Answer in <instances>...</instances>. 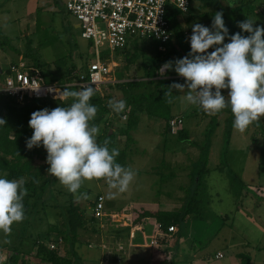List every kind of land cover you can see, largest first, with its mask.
<instances>
[{
	"label": "rangeland",
	"instance_id": "374dc122",
	"mask_svg": "<svg viewBox=\"0 0 264 264\" xmlns=\"http://www.w3.org/2000/svg\"><path fill=\"white\" fill-rule=\"evenodd\" d=\"M228 1L235 0H192L194 13H182L169 5L178 18L176 27L181 36V46L189 48L190 52L192 26L199 23L211 29L215 12L220 10L221 4L227 6ZM243 2L252 12L247 10L249 13L241 14L238 9L237 18L244 21L249 18L255 21L254 27H264V0H240L234 6L238 8ZM79 24V20L68 10L67 0H0V66L5 70L22 55L29 63L40 65L49 81L64 83L69 74L84 71L88 62L96 57L91 40L82 36ZM135 38L138 37L132 39ZM224 43H228L227 37ZM215 47L207 52L211 53ZM128 48L112 51L108 44L101 46L103 58L107 62L115 59L118 66L111 74L114 81L100 88L92 86L95 88L93 99L100 96L103 102L124 100L126 91L115 83L146 73L150 57L156 54L155 45L149 39L139 38L137 47ZM129 50L140 54L132 64L127 63ZM178 83L185 84V78L181 77ZM79 90L75 88L73 91ZM187 91L186 87L184 92L175 90L173 111L185 117L184 124L191 130L194 142L180 139L178 132L176 135L170 129L167 131L164 119L147 114L142 116L138 128L131 132L134 134L132 139L128 141V151L132 152L128 165L134 168L135 177L127 191L119 193L110 189L104 179L86 180L79 192L87 193L92 198L77 200L57 178L50 176L45 195L36 201L28 217L22 222L13 223L9 234L0 232V264H50L39 257L38 247L39 242L50 247L51 236L56 240L52 244H57L60 254L75 256L74 264H92L95 259L99 264V250L89 246L97 238L91 229L77 231L74 247L71 241L64 239L72 203L78 202L80 213L87 218H91L93 200L100 194L108 198L109 206L106 200L105 203L109 210L122 208L125 204L158 203V198L166 199L170 195L173 199L178 197L174 207L180 208L185 195L191 190L188 187L192 180H189L187 173L195 169L194 162L199 158L200 151L199 147H189V144L202 145L212 123L215 126L211 137L209 172L203 177L206 193L202 197V205L206 209V219L196 220L202 226L198 225L200 227L194 230L193 237L185 239V244L183 239L179 242V252L177 256L173 255V259V252L171 255L167 252V236H162V231L156 228L157 236L153 234V238L168 253L162 257V262L166 264H238L241 261L238 254L243 252L251 255L253 264H264V200L255 196L251 189H244L241 193V185L229 175V170H232L249 186H259L261 189L257 190L263 192L264 196V116L243 132L233 128L227 143L229 111L208 115L198 105L187 103L184 98ZM117 123L123 126L122 121ZM99 129L101 133L102 126ZM125 140L126 136H121L118 145L124 147ZM4 175L0 170V177ZM181 183H186L182 186L183 194L174 187ZM166 185L170 187L165 188ZM110 192H116L114 198H109ZM51 226H58L59 229L57 227L55 231L50 229ZM111 227L108 224L102 229L107 231ZM189 227L185 225V235L192 233ZM106 235L103 237H109ZM218 251L223 253V257H217Z\"/></svg>",
	"mask_w": 264,
	"mask_h": 264
},
{
	"label": "clouds",
	"instance_id": "9594fccd",
	"mask_svg": "<svg viewBox=\"0 0 264 264\" xmlns=\"http://www.w3.org/2000/svg\"><path fill=\"white\" fill-rule=\"evenodd\" d=\"M254 24L249 18L238 23L243 32L250 33L247 37L241 33L229 36L222 12L215 13L211 29L194 24L188 55L167 61L157 70L162 78H166L170 70L185 78V84L173 83L167 88L164 95L169 98L168 102H172L174 89L184 92L186 87L187 103L198 105L208 115L230 107L233 128L240 132L259 121L264 116V27H254ZM226 37L229 43H224ZM213 46L217 47L208 53ZM222 89L230 90L227 101ZM94 94L95 88L91 85L79 91L64 89L59 93L60 98H75L69 107L38 110L29 120L34 132L26 141V147L31 150L42 145L46 149L49 175L57 178L77 200L92 198L79 192L86 180L104 179L110 189L123 193L135 177L134 170L116 162L119 150H109L108 139L102 145L97 142L100 129L90 124L98 111L89 103ZM108 107L120 114L126 108V101L109 100ZM5 123L0 119V125ZM24 183L23 178L0 177V232L4 234L11 232L13 223L25 219L23 199L27 189ZM116 192H110L109 198H114Z\"/></svg>",
	"mask_w": 264,
	"mask_h": 264
},
{
	"label": "trees",
	"instance_id": "16d2710c",
	"mask_svg": "<svg viewBox=\"0 0 264 264\" xmlns=\"http://www.w3.org/2000/svg\"><path fill=\"white\" fill-rule=\"evenodd\" d=\"M238 2H240V0L231 2L228 1L227 6L221 4L220 10L217 12L223 13V20L225 22V26L229 29V36L241 33L242 36L247 37L250 33L243 32L238 26V23L243 22L244 19H238L236 12L239 9L242 12L241 14H243L248 11L252 12V9L250 7H246L244 2L238 8L235 7L234 4ZM227 7L230 11H228ZM201 8L202 5L199 6V9ZM189 12L194 13L193 6H191ZM230 12L231 15H229ZM168 19L175 31V39L174 42H172L173 45L171 50L169 52H162L158 49L157 43L151 40V42L155 45L156 54L154 57H150L149 64L145 68L146 73L144 78L141 80L134 79L115 83L118 88L126 91L124 96V101H126L125 110L120 114L114 113L108 107V101L103 102L102 100L104 99H101L100 96L97 99L92 98V101L91 99L89 101L90 104L95 105L98 109L97 115L94 120L90 122V124H95L98 127L102 126V131L97 136L98 144L102 145L103 141L108 139L110 141L108 145L109 150L112 148L119 150V156L115 158L116 162L126 168H130L128 165V141L132 139L131 131L138 128L142 116L147 114L151 117L164 119L167 130H169V121L176 115L173 111L176 98L175 89L173 90L171 96V103L168 102L169 98L165 97L164 93L171 84L178 83L181 76H179L174 70H170L167 72L166 78H162L159 76L157 70L167 61H175L176 59H180L188 55L189 48L181 46V36L178 34V29L176 27V20L178 18L172 13L171 8L168 10ZM138 41L139 38L130 40L128 46L124 49H129L128 47L130 46L133 48L137 47ZM227 41L228 43L230 42L228 38ZM139 56L140 54H138L137 51L129 50L127 54V63H134ZM38 66L43 69L40 65ZM71 69L72 68L69 70L71 71ZM77 77V73L72 72L71 75L69 74L66 77L63 84L72 82V80ZM65 88L69 91H73L75 88L80 90L82 89L80 86H66ZM109 96L111 97V95ZM74 99L75 98L72 97H68L66 100H55L51 98L29 99L26 100L24 104H19L8 95H0V119L6 121L5 124L0 125V170L5 174L3 178H7L9 180H19L23 178L25 182L24 187L27 189V195L23 199L25 219L35 207L34 204H36V201L39 198L42 199L45 195L51 176L48 173L50 165L46 162V149L42 145L40 147H34L31 150L26 147V141L33 135L34 132V130L29 127L31 114L45 108L52 110L56 107H69L74 102ZM224 110H227L230 113V116L227 118V143H229L228 141L231 138L233 130L234 116L230 107H226L222 111ZM124 114H127V119L125 120L123 118ZM116 121L123 122V126H120L117 130L115 129ZM214 126L215 124L212 123V128H210L207 132L206 141L200 145L201 156L195 164V169L193 170L192 183L189 187L191 190L187 193V195H185L182 206L178 210H162L144 213L145 215L154 217L158 220L157 225L160 231L174 235L176 240L174 244V248H176L174 253L175 256H177L176 253L179 251L178 244L181 241V238L185 236V225H189L195 220L206 219V209L202 205V197L204 198L206 193L203 177L205 173L209 172V153L212 145L211 137L214 131ZM187 131L188 130L186 128H181V130L178 131L179 138L182 140H189L190 137ZM123 135L126 136V142L124 147H120L118 145V139ZM225 152L226 151L224 150V154ZM197 167L198 169H196ZM220 169H222V167H220ZM229 175L232 176L231 178H233L234 181L239 182L241 185L240 187H242L241 193L244 189H251L253 190L255 196H257L260 200H264V196L262 195L263 192L257 190L259 186H249L232 170H229ZM98 196L100 195H97L95 200ZM95 200H93V206L95 205ZM78 205H80L78 202L72 203L69 209L68 227H66V234L64 235L65 241H71L73 247L75 245L74 238L77 237L78 230L91 229L94 233H100L103 228L100 226V222L92 214L91 218L84 217L83 214L80 213ZM141 216L142 213L134 220L136 221L137 219H140ZM173 227H176L178 230L173 232ZM53 229H55V227H53ZM111 229L115 230L116 228ZM124 229L122 230L127 233L129 228L125 226ZM109 230L110 229L108 228V231ZM119 233L118 237L121 236ZM48 235H50V231H48ZM44 245V243L39 242L38 247V255L44 261H47L50 264H73L72 258L61 256L57 249ZM238 257L241 260L238 264H253L250 254L243 252L238 254Z\"/></svg>",
	"mask_w": 264,
	"mask_h": 264
},
{
	"label": "built area",
	"instance_id": "2783aa9c",
	"mask_svg": "<svg viewBox=\"0 0 264 264\" xmlns=\"http://www.w3.org/2000/svg\"><path fill=\"white\" fill-rule=\"evenodd\" d=\"M169 5L175 6L182 13L189 12L191 0H67L68 10L79 20L82 36L90 39L94 47L95 59L88 62L87 68L77 73L78 77L67 84L49 81L43 70L36 64L29 63L24 57L11 63L0 72V95H8L19 104L29 99L66 100L59 93L66 86L91 85L100 88L113 81L111 74L114 66L105 61L101 46L108 44L112 51L124 49L134 37L149 39L157 43L162 52H169L175 39V31L168 19ZM186 9V11H185ZM127 119V114H124ZM184 125L183 117L177 116L169 121L170 130L178 132ZM92 215L102 227L122 230L126 225L123 212H109L106 209L105 197L98 196L92 208ZM122 216V217H121ZM105 225V226H104ZM110 228V229H111ZM158 231H160L157 225ZM176 227L172 231H177ZM162 236L173 237L171 233L161 232ZM107 236V235H106ZM105 238V237H104ZM135 238L131 231L127 238L119 236L118 240L103 239L100 264H128V246ZM55 243L53 239H50ZM62 241V238H60ZM50 244L58 249L57 244ZM161 245L159 244V247ZM217 257H223L218 252Z\"/></svg>",
	"mask_w": 264,
	"mask_h": 264
},
{
	"label": "crops",
	"instance_id": "0c3cea01",
	"mask_svg": "<svg viewBox=\"0 0 264 264\" xmlns=\"http://www.w3.org/2000/svg\"><path fill=\"white\" fill-rule=\"evenodd\" d=\"M80 27V25H78ZM112 56V55H111ZM21 57H24V56H20L19 59ZM25 58V57H24ZM106 61V59H105ZM107 62V61H106ZM108 63L112 64L115 68L118 66V63L117 61H115V59L111 60L110 62L108 61ZM145 76V74L143 76H138V77H131V78H123L121 79L120 81H129V80H141L143 79ZM114 81V80H113ZM229 89H222L221 92H222V95L225 96H228V93H229ZM175 117L177 116H180V117H183L184 119V123H185V117L181 114V113H177L175 112ZM118 121L115 122L116 124V127L115 129L117 130V128H119V124L117 123ZM166 130H167V127L165 126ZM183 128H186L189 133V137H190V140L192 142H194L192 140V134H191V130L189 128H187L184 124ZM137 129V128H135ZM168 131V130H167ZM132 132V131H131ZM173 133V132H172ZM134 135V134H132ZM177 135V133H176ZM134 137V136H133ZM179 137V136H178ZM136 141V139H135ZM134 144V143H133ZM197 144V143H195ZM190 146L189 147H199V158L201 156V148H200V144H197V145H194L193 143L189 144ZM212 146V145H211ZM131 151H128V158L130 157ZM224 153V152H223ZM209 156H210V153H209ZM199 158L194 162V165L198 162ZM210 158V157H209ZM130 161V159H129ZM128 161V162H129ZM130 168L133 170L134 168L130 166ZM187 175L189 176V180H192V177H193V169L192 171H190V173L188 172ZM186 183L184 184H176L174 187H176V189L178 188V191L179 193L183 194V185H185ZM189 187L191 186V182L189 183ZM170 186L166 185L165 188H168ZM188 187V188H189ZM174 189V188H173ZM174 194V193H173ZM100 195H103L104 197L106 195L104 194H100ZM171 196V195H170ZM170 196H168L166 199H161V198H158V203L156 202H141V203H138V204H133V205H124V207L122 208H118V209H113L111 208L112 210H109L107 209V211L109 212H123L124 214H128V217L126 219V227H128V232H124V230H113V229H110L109 231L107 230H104L102 229L100 233H95L97 236V238L95 240H92V242H90L89 246L91 247L92 246V249H97L99 250V254L101 256L102 254V248H101V243L103 242V239H106L104 238L103 236H105L107 234V236L111 237L112 240H109L110 238L107 237V239L109 241H116L118 240V233L119 232H122V233H119L121 236L127 238L129 233L131 231H133L135 233V238H133L131 241L132 244H130V246H128V251H127V259H128V264H166V263H163L162 262V257L166 254H172L171 252H173L171 258L173 257L174 253H175V250L176 248H174V244H175V237L173 235V237H166L168 238L169 240V243L167 244V252L165 250H162L160 247H159V243L156 241V239H154V235L157 236L156 234V228H157V219L154 218V217H150L148 215H145L144 213L145 212H157V211H162V210H178L174 207V202L175 200L178 199V197L176 199H173L171 198ZM108 198L105 197V200L107 201ZM172 199V201H171ZM106 205V203H105ZM107 205H108V201H107ZM109 206V205H108ZM142 213V216L140 219H137L136 221L134 220L135 218H137L140 214ZM134 220V221H133ZM202 226L200 223L198 224L195 221L191 222L189 224V228L192 229V233L190 235H185L184 237L181 238V241L182 239L185 241L184 244L187 242V240L191 239L194 235V230L197 229L198 227ZM55 227V231L57 230V227L58 226H51V228ZM59 229V227H58ZM162 235V233H160ZM190 236V237H189ZM52 237V236H51ZM53 238V237H52ZM154 239V240H153ZM187 239V240H185ZM166 240V239H165ZM173 241V243H172ZM179 252V251H178ZM220 252V251H218ZM217 252V254H218ZM60 250H59V254H60ZM180 254L182 255V252H180ZM61 256H67V257H70L73 259V264L75 262V256H68L69 254H60ZM168 255V256H170ZM171 258H169V260H171ZM184 259V257L182 258ZM181 259V260H182ZM101 260V258L99 259ZM98 260V261H99ZM92 264H96V259L93 261L92 260ZM99 264H100V261H99Z\"/></svg>",
	"mask_w": 264,
	"mask_h": 264
},
{
	"label": "water",
	"instance_id": "95a60500",
	"mask_svg": "<svg viewBox=\"0 0 264 264\" xmlns=\"http://www.w3.org/2000/svg\"><path fill=\"white\" fill-rule=\"evenodd\" d=\"M0 72H2L1 66H0Z\"/></svg>",
	"mask_w": 264,
	"mask_h": 264
}]
</instances>
